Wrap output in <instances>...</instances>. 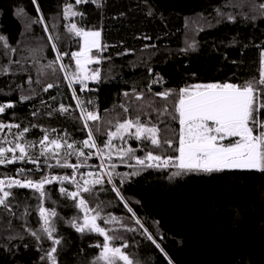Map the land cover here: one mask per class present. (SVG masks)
<instances>
[{"label": "trees", "instance_id": "1", "mask_svg": "<svg viewBox=\"0 0 264 264\" xmlns=\"http://www.w3.org/2000/svg\"><path fill=\"white\" fill-rule=\"evenodd\" d=\"M98 2L99 7L91 0L79 5L75 0H35V4L33 0H0V35L6 36L15 49L11 52L0 42V104H15L14 108L0 114V123L20 125L19 129L12 128L11 134L7 129L0 132V147L12 146L3 143L4 140L22 144L35 142L27 151L30 156L38 157L41 169L35 171L36 164L18 160L0 165V179L26 176L39 180L42 176L73 175V169L55 166L57 159L63 163L64 155L71 151L68 143H74L77 150L89 151L82 148L81 142L87 139L88 130L80 119L73 89L86 108L97 107L101 120L95 124L89 122L93 131L96 127L102 133L114 131L107 121L115 123L117 117L124 119L126 114L121 105L128 107V115L133 116L136 108L143 106L148 115H142L141 119L156 123L161 138L172 140L173 148H145L141 142L127 137L128 143L124 146L136 149L139 157H143L145 151L174 156L178 155L173 149L177 147L179 124L162 110L174 111L181 88L199 83L243 85L260 78L264 53L261 4L264 0ZM66 4L74 5L73 10L82 12L83 16L65 19ZM40 15L44 23H33ZM72 23L78 28L99 30L101 45H106L102 52H92L100 56L101 62L88 67L99 70L101 84L91 92L80 91L81 86L75 83L69 87L60 69L61 64H67L69 72L76 71L75 61L70 55L62 54L82 50V38L69 32ZM53 44L57 45L56 49ZM58 53L61 54L59 60ZM48 83H53L54 87L44 91ZM165 91L171 93L168 100L154 95ZM21 95L30 98L21 101ZM261 100L264 101V96ZM149 103L153 107H148ZM61 106L67 111L61 112ZM261 118L264 119V110ZM24 128L28 131L18 139L17 134ZM45 135L49 140L62 138L63 147L53 149L59 153L54 158L51 152L40 154L39 142ZM97 139L100 143L106 136L97 134ZM113 143L119 145L120 141ZM67 159L76 164L83 157L74 154ZM125 160L122 164L113 155L109 162L117 165V173L138 170L139 166H127L134 165V159ZM87 163L98 166L100 161L93 155ZM20 168L25 169L23 176L17 175ZM99 170L98 167H81L75 171L74 179L83 183L89 178L87 172ZM175 171L174 167L147 169L139 175H130L122 186L119 177H114L123 200L105 179L103 186L96 185L91 194L81 195L90 208L101 205V217L115 218L109 223L98 220V224L110 236L117 237L112 245L122 248L140 264H168V259L147 239L148 233L161 245L172 264H264V172L225 170L169 179ZM82 174L85 175L82 177ZM60 187L76 190L75 183L56 180L45 185L47 195L41 200L33 189L5 188L11 193L7 201L11 212L0 206V264H51L49 259H41L52 242L44 238L41 231L40 206L57 213L50 219L56 228L54 236L61 238V245L56 246L58 264H83L98 257L101 248L94 245L103 244V237L87 230L81 234L72 227L70 221L74 217L78 218L77 223H83V212L76 207L77 201L59 192ZM129 207L132 212L128 211ZM137 219L143 228L136 223ZM32 231L42 239L37 241Z\"/></svg>", "mask_w": 264, "mask_h": 264}, {"label": "snow or ice", "instance_id": "2", "mask_svg": "<svg viewBox=\"0 0 264 264\" xmlns=\"http://www.w3.org/2000/svg\"><path fill=\"white\" fill-rule=\"evenodd\" d=\"M89 0H75V4L88 3ZM92 3L100 4L98 0H91ZM35 4V0H33ZM261 8H264V3L261 4ZM74 5L66 4L63 8V16L68 19L70 16H83L82 12L75 11ZM36 10L39 13V6H36ZM231 19V17H230ZM33 23H44L43 15ZM45 31H47V25H44ZM69 32H73L76 37L83 39L82 50L69 53H63L62 55H70L71 59L75 61L76 71L69 72L70 65L61 64L60 69L65 73V79L68 80V86L79 84L81 86L80 91H84L87 88L88 81L99 82V70L89 69L90 64H99L101 62L99 55H93V49H96L98 53L102 52L106 45H101V32L99 30H86L84 28H78L75 23L69 26ZM49 39H53L49 37ZM0 42H3V47L10 49L14 52L15 49L11 48L6 36L0 35ZM53 49L57 48L56 44L52 45ZM57 59H61V54L58 53ZM51 67V64L49 65ZM55 72L56 69H53ZM160 79L159 77L157 78ZM31 83V80L28 81ZM54 87L53 83H48L44 88V91H48ZM125 95H128L125 93ZM164 100H168L171 93L168 91L157 92L154 94ZM261 96H264V70L261 71L258 81H249L243 85L235 83H208V84H195L190 85L179 90L177 99L174 103V111H169L168 108H164L162 112L172 121H178L179 133L177 140V147L173 149L178 155L163 156L153 154L152 151H145L143 157L136 156V149L131 146L125 147L128 141L126 139H134L141 142L145 148L149 146L154 148L163 149L173 148L172 140H163L160 136V128L156 123H153L151 119L142 120L141 116H147L143 106H138L135 110V115H128L129 108L121 105L126 114L121 121L118 117L113 121H107V124L114 128L112 130H105L103 133L99 127L93 131L89 122L95 124L101 120L98 112L89 110L84 106V101L76 95L75 89H73V99L77 101V108L80 109V119L83 121V126L87 131V139L81 142L82 148H87L89 151L85 153L83 150H77L74 143H68L67 148L71 151L67 152L63 157V163L60 159L56 160V165L59 167H66L73 169V175H65L63 177H49L42 176L39 180H33L29 177L24 179H16L15 177L0 179V206L6 211L11 212L9 204L7 203L10 191H6L5 188L11 189L13 187L30 188L39 193V198H43L47 195L45 191L46 184H52L54 181L59 180L61 183L64 181H70L75 183L76 190L68 191L65 187H60L59 192L73 201H77L76 207H78L83 213V223H77L78 218H73L70 221L72 227L81 234L88 232H94L103 237V244L94 245L97 248H101L98 261H103V264H133V260L129 255L125 254L120 247H116L111 242L117 237L110 236L108 231L101 227L97 221L103 220L104 223H109L115 218L105 219L101 217L103 208L100 204L90 208L88 201L81 195V193H92L93 187L96 185L103 186L105 183L104 177L107 176V182L111 185V190L115 192L117 197L123 200L120 188L117 187L114 177H119L120 185L127 180V178L135 175H139L141 172L147 169L165 170L169 167H174L177 171L173 172L169 179L173 177L188 175V174H213L216 172H222L225 170H255L264 172V119H262V110H264V101L261 100ZM29 96H20V100L24 101L29 99ZM137 99H143L142 96H137ZM92 103L91 100L88 101ZM153 107L151 103L147 105ZM13 102H6L0 104V114H4L6 109L14 108ZM155 110V109H154ZM61 112L67 111L66 108L61 106ZM12 128H20L19 124H5L0 123V132L5 129L11 134ZM28 128H24L17 134L18 139L23 138V133L27 132ZM97 134L105 135L106 139L102 142H97ZM114 140H119L120 144L113 143ZM228 141L224 143V141ZM3 143L12 145L11 147H0V165L13 164L18 160L26 163H34L37 165L35 171H40L38 157H32L28 154L27 149L34 147L35 142H29L22 144L19 142H13L10 140H4ZM41 155H46L48 152L52 153V158L59 155L57 151L53 149H60L63 147L62 138L49 140L48 135H45L40 140ZM66 143V141H65ZM51 144L53 147L49 148ZM102 145V146H101ZM17 150L19 155H17ZM94 150V151H93ZM144 150V149H141ZM11 153V156L7 155ZM76 155L78 158L83 157L79 163L73 164L68 162V157ZM93 155L99 159L98 166L88 165L87 161L92 159ZM113 155H115L122 164L127 160H135V164H128L127 166L137 168V171L132 173H117L115 169L117 165L110 163ZM53 167V165H48ZM81 167H98L100 170L97 172H87L88 179H84L83 183L74 179L75 171ZM106 170V171H105ZM25 173L24 168L18 169L17 175L23 176ZM85 174H82V177ZM127 207V203L125 202ZM129 212L132 209L128 208ZM95 212V215L90 213ZM39 215L43 220L42 233L45 234L44 238L52 242V246L45 250V256L41 259H49L51 264H58L57 260V247L61 245V238H56L54 233L56 228L50 219V217H56L57 213L54 210L46 209L43 206L39 207ZM135 213H133V216ZM137 224L140 221L136 220ZM140 227L144 226L140 224ZM134 231V229H129ZM147 233V229H144ZM31 235L34 236L37 241L42 239L41 235L32 231ZM147 239H149L157 249L168 259V264H172L170 258L167 257V253L161 247L159 243L148 233ZM163 239V237H161ZM124 247H127L125 244Z\"/></svg>", "mask_w": 264, "mask_h": 264}, {"label": "rangeland", "instance_id": "3", "mask_svg": "<svg viewBox=\"0 0 264 264\" xmlns=\"http://www.w3.org/2000/svg\"><path fill=\"white\" fill-rule=\"evenodd\" d=\"M82 47H83V39H82ZM94 50H96V49H93V51ZM262 70H264V53H263V56H262V69H261V71ZM88 82H95V81H88ZM100 82V81H99ZM101 84V83H100ZM95 88V85H92V86H90L89 88H86L83 92H91V91H93V89ZM89 110H94V111H96V109H97V107L96 106H90L89 108H88ZM97 112V111H96ZM228 142V141H227ZM17 155L19 154V152H18V150H17V153H16ZM106 171V170H105ZM104 179L105 180H107V176H105L104 177ZM83 215H84V213H83ZM90 215H95V212H92V213H90ZM97 223H98V221H97ZM121 250L123 251V249L121 248ZM124 252V251H123ZM99 256V255H98ZM130 259H132L133 260V264H140V262L139 261H137L135 258L133 259V258H130ZM83 264H103V261H98L97 260V258H95V259H93V260H90V261H86V262H84ZM121 264H122V262H121Z\"/></svg>", "mask_w": 264, "mask_h": 264}, {"label": "built area", "instance_id": "4", "mask_svg": "<svg viewBox=\"0 0 264 264\" xmlns=\"http://www.w3.org/2000/svg\"><path fill=\"white\" fill-rule=\"evenodd\" d=\"M92 85H99V82H87V88H89Z\"/></svg>", "mask_w": 264, "mask_h": 264}, {"label": "crops", "instance_id": "5", "mask_svg": "<svg viewBox=\"0 0 264 264\" xmlns=\"http://www.w3.org/2000/svg\"><path fill=\"white\" fill-rule=\"evenodd\" d=\"M199 84H208V83H199ZM224 143H227V140H226V141H224Z\"/></svg>", "mask_w": 264, "mask_h": 264}, {"label": "bare ground", "instance_id": "6", "mask_svg": "<svg viewBox=\"0 0 264 264\" xmlns=\"http://www.w3.org/2000/svg\"><path fill=\"white\" fill-rule=\"evenodd\" d=\"M99 85H100V82H99ZM99 85H95V87H98ZM98 140V139H97Z\"/></svg>", "mask_w": 264, "mask_h": 264}]
</instances>
